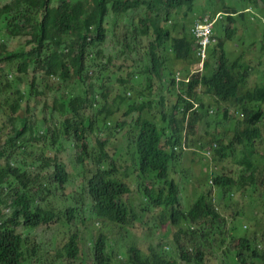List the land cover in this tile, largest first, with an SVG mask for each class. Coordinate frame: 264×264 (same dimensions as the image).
<instances>
[{
	"label": "clouds",
	"instance_id": "clouds-1",
	"mask_svg": "<svg viewBox=\"0 0 264 264\" xmlns=\"http://www.w3.org/2000/svg\"><path fill=\"white\" fill-rule=\"evenodd\" d=\"M134 1L137 0H101L96 4L94 0H61L60 2L52 0L49 11L53 14L60 6L67 3L69 11L72 13L78 11L79 15L90 19L95 11L99 13V5L103 4L105 12L111 19L119 6H129ZM165 2L166 7L160 9L162 18L159 20L152 16L153 25H156L154 30L153 28L150 30L152 34L145 27L140 29L139 26L137 29L134 26L135 22L131 24L128 21L129 18L133 19L134 11L120 15L118 21L120 31L116 46L117 50L126 49V52L132 54L138 63L143 62L150 53L154 52L159 60L160 72L169 68L162 64L166 57H170L175 64L176 70L170 79L164 77L160 80L156 77V88L161 92L158 94L160 100L156 99V101L163 102L153 106L149 118L159 127L156 135H151L150 139L144 129V136L137 145H134V124L138 114L136 111L129 114L126 113L125 107L114 106L112 115L105 119L106 114L100 117L99 107L92 109L88 105L83 106L81 108L83 120L91 118L99 122L95 124L93 133L87 140V149L78 141L74 142V149H81L77 159L78 170L84 171L86 164H91L94 169L78 174V178L81 179L80 186L69 191L73 185V176L66 165L57 158L66 168L68 173L66 180L55 181L52 186L49 184L40 186L38 192L31 190V201L24 204L20 203L23 195H14L9 191L13 183L14 162L9 153L0 154V229L3 225H7L11 231H15L28 242H21L20 252L10 240L7 246L11 256L28 255L34 264H94L97 258L106 255L114 257V264H126L129 253L135 245L152 243L161 254L163 251L173 252L176 249L171 243L164 247L158 245L165 238L162 235L165 231L164 224H178L176 221L179 211L181 217L183 214L187 215L182 222L188 224L185 221L188 219L194 224L190 211L194 209L195 204L193 205V200L189 201L187 192L180 194L177 203L170 207L162 201L148 211L138 209L137 204L128 197L137 198V195H143L141 190L140 193L137 191L140 183L145 186H157L160 183L158 176L166 172L167 164H169L168 172L171 171L169 174L180 178L178 185L181 188H186L184 184L195 183L201 177V174L193 173L194 156L197 155L198 165L208 166L205 162L213 165L210 172L202 173L209 181L208 190L223 192L214 182V174L223 169H225L224 175L233 179L237 187L228 193L227 199H220L221 205L229 208L227 210L219 209V205L214 203L216 198L210 196L211 199L206 202L205 208L211 213L218 212L222 219L219 220V225L205 223L208 230L204 232L203 238L199 232L196 242L186 241V245H183L186 247L185 264L191 261L200 264H209V262L262 264L253 255L261 254L264 250V219L258 220L261 214H254V209H245V207L253 208L261 205L255 204L253 197L257 193L264 196L262 191L264 175L261 173L264 167V124L254 126L245 122L243 98L248 93H253V97L248 99V105L252 103V106L260 105L264 109V0H166ZM14 3H18L17 8L13 7ZM21 3L25 6L22 7ZM236 4L239 5L236 14L226 11ZM32 8L22 0H0L2 20L8 23L6 28L0 29L5 31L4 36L8 41L25 39L24 48L29 47L27 41L31 37L23 34V27L27 24L26 12L31 11ZM2 36L0 34V38ZM21 49L23 48L17 47L10 50L0 42V53ZM112 49V36L104 45H99L97 35L93 36L91 33L73 51L65 50V54L75 59L81 70V78H85L92 87L97 89L107 87L109 77H113L110 87L112 97L116 98L123 93L121 78L126 79L132 68L122 60L111 57L109 53ZM101 54H103L102 58H100ZM235 61H238L241 68L234 69L232 73L229 67H234ZM26 64L27 61L23 57L11 60L5 54L0 56V67H5L4 70L0 69V122L7 117L6 115L20 116L19 112L10 113L6 103L1 102L3 97L1 93L4 91L5 82H13L15 76H24L19 71H22ZM224 67L234 74V77L225 78L222 82L223 87H217L213 78ZM105 71L110 72L107 78ZM63 73L66 72H51L45 78L42 72L39 73L45 81L44 83L42 80L37 81L36 88L40 92L35 91V105L40 102L43 105L42 109L54 106L55 96L51 99L52 102H49L45 95L54 92V88L59 85L64 86L63 89L69 88L72 80L63 78L61 76ZM31 74L30 68L23 77L24 83L19 89L24 90L27 82L25 77L29 78L28 82L32 81ZM243 75H245V83L240 85ZM54 81H58L59 84H54ZM129 83L130 79L128 85ZM246 84L247 86L244 87ZM40 86H42L41 90ZM235 87L237 91L234 90ZM256 90L262 92L261 98L256 96ZM69 96L64 104L58 105L59 108L69 106ZM114 100L110 104H113ZM87 111H92L91 115H86ZM153 111H156V114L153 115ZM173 119L180 121L183 129L176 144L172 142L167 146V142L178 130L169 124ZM10 125V136L2 139L0 133L1 146L3 147L9 138L18 137V145L23 146L25 150L18 161L23 166L31 165L21 157L28 149L42 146L38 141L43 134L41 132L34 134L30 131L21 117L16 120L13 128L11 122ZM24 128H27L25 134L19 136L18 131ZM0 129H4L3 126H0ZM118 133L122 135L120 146L109 141L110 135L115 136ZM232 140L235 142L234 150L225 152L227 157L220 160L219 154H223V149ZM47 144V150L45 153L42 152V156L48 152L50 142ZM6 146L11 150L10 143ZM111 147L112 153L109 152ZM59 148H63L62 140L61 147L57 149ZM42 150L45 151L43 147ZM93 150L97 151L96 155L93 154ZM145 152L153 159L155 170L154 173L145 174L141 178H135L134 175L122 178L132 188L131 194L124 195L121 199L112 197L108 200L91 193L90 184L97 175L98 164L103 165L104 173L110 174L112 180L117 183L121 180L119 175L112 172L113 168H110L106 162V157L115 160L121 166L120 174L125 175V169L134 162L136 164ZM33 155L32 151L30 157ZM230 156L236 158L237 162L231 169H227L221 163ZM185 159L187 163H184ZM34 167H30L32 172ZM47 173L40 172L37 175H42L46 179ZM186 175L193 178L186 182L184 180ZM49 181L46 179L47 183ZM212 183L216 189L211 186ZM238 190L241 191L237 192ZM190 192L196 195L192 185ZM197 202L201 204L199 199ZM200 206L203 204L198 205ZM240 219L242 223L246 221L247 224L238 225L237 221ZM138 223L143 224L145 228L146 235L143 241L126 246L124 240ZM29 224L33 226L29 227ZM57 225L62 226L65 232L61 241L55 240L53 250L42 248L36 238L32 237L39 229H49ZM192 230L195 231L197 228L192 227ZM101 243L105 244V249L96 251V247ZM121 258L125 259L121 260ZM20 262L22 264L21 259Z\"/></svg>",
	"mask_w": 264,
	"mask_h": 264
},
{
	"label": "trees",
	"instance_id": "trees-1",
	"mask_svg": "<svg viewBox=\"0 0 264 264\" xmlns=\"http://www.w3.org/2000/svg\"><path fill=\"white\" fill-rule=\"evenodd\" d=\"M22 1L33 7L31 11L26 12L27 24L23 27V34L30 35L31 37V39L27 41L29 47L15 52L5 51L4 54L11 60L16 57H23L27 61V64L23 66L22 71L19 72L26 76L31 68L32 81L25 82L24 90L21 88L19 89V86L24 83V76H15L12 80L13 82H5L4 91L1 93V96H3L1 102L6 103L10 113L15 114L19 112L23 123L30 131H33L34 134L38 132L43 134L38 142L42 144V147L45 149V151H43L44 153L47 150V142H50L48 152L39 158V162L36 161L31 165L25 164L23 166V164L18 161L21 153L25 151L23 150V146L18 145L19 138H9L6 140L3 147L1 146L0 141V154L9 153V156L15 165L13 168V183L12 186L9 187V191L14 195H23L20 203L24 204L31 201V190L38 192L41 183L45 180L42 175H37L36 172H32L30 167H34L37 163L43 162L44 165H42L39 170L41 173L48 172L47 179L50 181L47 184H49V186H52L55 181H65L66 177H68L65 166L60 164L57 158H54L55 152L52 151L54 148L57 149L58 147H61V140L63 138H65L66 141H71V139H73L74 142H82L84 148L87 149V140L93 133L95 124L99 121L91 118L83 120L81 113V108L83 106L88 105L92 109L99 107V115L100 117H103L104 114H106L105 119L112 115V108L114 106L118 108L122 106L125 107L127 110L126 113L129 114L136 111L138 114L134 124V145H137L139 140L144 136V129L150 139L152 138L151 135H156L159 127L149 120L153 106L161 103L163 104V102L156 101V99L160 100L158 94L161 93L158 88H156V77H159L160 80L164 77L170 79L174 75L176 67L170 57H166L162 61V64L169 68L160 72L158 71L159 60L154 52L148 55L147 58L149 61L146 58L143 62L138 63L133 58L132 54L126 52V49H116L117 36L120 31V24L118 22L120 15H127L134 11L132 14L133 19L129 18L128 21L131 24L135 22V28L138 29L140 26V29H143L145 27L148 32L152 34L153 32L150 30H152V28L154 30V27L156 26L155 24L153 25L152 16H155L159 20L162 18L160 16V9L166 7V0H137L129 6H119L116 9V14L111 19L105 12V6L103 4L99 5V13L95 11L93 17L87 19L79 15L78 11H75L74 13L69 11L67 3H64L55 13L52 14L49 11L52 0ZM94 1L97 4L101 0ZM17 6L18 3H14L13 7L17 8ZM238 6L239 5L236 4L233 8L226 9V11L236 14L239 11ZM2 16V12L0 11V28H6L8 23L3 22ZM91 33H93V36L97 35L99 45H104L112 36L113 49L110 51L109 55L111 57H116L118 60H122L132 68L130 75H128L126 79L121 78L123 79L124 86L123 93L116 98L112 97L113 94L111 93L110 87L113 77H109L107 87L104 86L101 89L99 87L98 89L92 87L85 78H81V70L75 59L71 58L70 55L65 54V50L73 51V49ZM105 53L107 55L106 51ZM4 54L0 53V56ZM103 54L100 55V58H102ZM239 68H241V66L238 65V61H235L234 67H229L232 73H234V69L238 70ZM62 71L66 73H63L61 76L66 80H72V83L68 89H63L64 86L61 85L54 88L55 90L52 89L54 90L55 95L54 106L44 107V109L41 108V114L44 117L42 120L33 122L29 112L34 111L35 108H37L35 106V93L40 92L36 88L37 81L42 80L44 83V78L45 76L48 77L49 73H61ZM101 71L103 72L104 70ZM230 71L224 67L214 76L213 79L217 87H223L222 82L225 78L230 79L234 77V74ZM40 72L44 74V78L39 75ZM105 73L106 77L110 74L108 71H105ZM129 79L130 83L128 85ZM244 79L245 75L242 76L240 85L245 83ZM173 86L172 83V88ZM246 86L247 84L244 87ZM234 90L237 91V87H235ZM255 94L258 98L262 97V92L259 90H256ZM68 95H70L68 98L69 106L59 108L58 105L64 104ZM252 97L253 93H248L243 98L245 122L254 126L264 124V109L260 105L252 106V103L248 105V99H251ZM112 99L114 100V103L110 104ZM24 101H26L24 104L25 106H22V102ZM169 124L173 125V128L178 130L172 136L171 140L167 142V146L171 145L172 142L176 144L183 129V124L176 119L171 120ZM26 129L27 128L19 130L18 135L23 136ZM3 130L4 129H0V133ZM9 143L11 145V150L10 148L8 150L6 146H9ZM234 146L235 142L233 140L230 141L223 149V154H219L220 160L225 159L227 157L225 152L233 151ZM149 157L148 153L145 152L141 158L137 160L136 164L134 162L132 166H128L125 169L126 176L120 174L121 166L118 165L115 160L106 157V162L109 164L110 168H113L112 172L119 175L121 180H119V183L112 180L110 174L104 173L103 165L98 164L97 175L90 184L91 193L95 196H100L106 199L108 198V200H111L110 198L112 197L121 199L124 195L131 194L132 188L129 187L122 178H127V176L129 177L131 175H134L135 178H141L145 174H151L155 170V163L151 157L149 161ZM168 170L169 164H167L166 172H163V175L158 176L160 183L155 187L151 185L145 186L142 183L138 184L139 188L137 191L139 193L140 190L143 192V195H137L138 209L148 211L162 201L166 202L167 206L170 207V205L177 203V198L180 194L187 192L186 188H181V186L178 185L180 184V178H177V176L173 174L170 175L169 173L171 171L168 172ZM224 173L225 169L214 174V182L217 184L218 188L223 191L217 193L214 203L215 205H219V209L223 208L224 210H227L229 208L221 205L220 199H227L228 193L234 191L237 185L234 183L233 179L228 178ZM261 173L264 175V167ZM201 176H203L202 173ZM194 185L197 194L201 191L198 186V181H196ZM213 191L205 190L203 195L198 198L203 206L198 207V205L201 204L196 202L194 209L190 211V216H193L194 218V224L188 219L185 220L188 224L182 222V219L187 218V215L183 214L181 217L180 211L176 221L178 224H164L163 228L165 231L162 235L165 236V238L159 242L160 245L158 246L164 247L171 243L176 250L173 252L163 251L161 254L157 247L152 243L135 245L129 253V260L126 264H185L187 262L185 259L186 247L183 245H186V241H189L190 243L196 242V237L199 232L203 238L204 232H207L208 230L205 223L208 225H219V220L222 219L218 212L215 213L214 211V213H211L204 206L206 202L210 201V196H212ZM240 191L241 190H238L237 192ZM262 191L264 194V186ZM190 194V196L187 195L189 201L194 200L195 194ZM253 202L255 204H261L262 213L258 220H263L264 196L259 193L255 194ZM130 206L133 207L131 203ZM170 220L173 221L172 219ZM28 226L32 227L33 225L29 224ZM192 227H196L197 230L193 231ZM10 240H12L13 245L20 252L21 242L28 243L27 241H24L20 235H17L15 231H11L7 225H3L2 229H0V264H21L20 259L22 264H34L32 258L28 255L18 254L19 256H11L7 246ZM102 249H105L104 243H101L96 247V251L99 250L100 252ZM253 257H255L258 262L264 264V250L261 254H255ZM94 262V264H114L115 259L113 256L111 258L110 256L103 255L97 258ZM189 264L200 263L191 261Z\"/></svg>",
	"mask_w": 264,
	"mask_h": 264
},
{
	"label": "rangeland",
	"instance_id": "rangeland-1",
	"mask_svg": "<svg viewBox=\"0 0 264 264\" xmlns=\"http://www.w3.org/2000/svg\"><path fill=\"white\" fill-rule=\"evenodd\" d=\"M57 2H60L61 0H55ZM261 6H263L262 3H260ZM21 6H25L23 3H21ZM4 32L3 30L0 29V34H2V38H0V42L2 44H5L10 50L12 49H16L17 47L19 48H24L25 44H26V40L25 39H21V38H18V39H15V40H10L8 41L7 38L4 36ZM4 66L3 67H0L1 70H4ZM107 78V77H106ZM25 81H29V78L28 77H25ZM251 81L248 82V84H250ZM54 84H59L58 81H54L53 82ZM118 84V82H117ZM42 89V86H40V90ZM54 92H48L45 97L48 99V101L50 102L52 98H54ZM113 101V99H112ZM111 101V102H112ZM52 102V101H51ZM25 104V102H23V105ZM41 103L38 102V105H35L37 106V108H35L34 111H30L29 112V115L31 117V120L33 122L37 121L38 120H41L39 118H43L42 117V114H41V108H42V104L40 105ZM25 106V105H24ZM86 109V107H85ZM216 110V108H215ZM34 113V114H33ZM92 111H87L86 112V115H91ZM156 114V111H153V115ZM7 117H4L2 119V121L0 122V126H3L4 130L1 132V135H2V139H6L8 136H10V133H11V125H10V122L12 124V128L16 125V120L17 119H20V116L19 115H16V116H10V115H6ZM129 120H130V117H129ZM71 139V138H70ZM109 141L110 142H113L115 145L117 146H120L122 144V135L121 134H116L115 136H112L110 135L109 137ZM62 145H63V148L62 149H59V151H57L56 149H54V152H55V157L54 158H58L61 162H63L66 167L69 169L70 173L72 174L73 178H72V182H73V185L69 188V191H72L74 190L75 188L79 187L80 184H81V179L78 178V174H81V173H86L89 169H94L92 167L91 164H86L85 165V170L84 171H79V165L77 163V159L80 155V151L81 149H74V140L71 139V141H66L65 138L62 139ZM34 152V155L30 157V154L31 152ZM43 150H42V146H37L35 149H28V151L26 153L23 154V156L21 157V159H24L25 162H27L28 164H32L34 163L35 161L39 160V158L42 156ZM110 153L113 152V148L111 147L110 150H109ZM125 153V152H123ZM93 154L96 155L97 154V151L96 150H93ZM26 157H29L26 158ZM194 169H193V173L194 174H201V173H207V172H210L209 170H211L213 168V165L210 164V162H205V163H208V166H202V165H198L197 163V155L194 156ZM39 162V161H38ZM237 162V159L236 158H232L231 156L228 158V160H224L221 165H225L227 169H231L233 165H235V163ZM184 163H187V159L184 160ZM44 165L43 162H40V163H37L36 166L33 168V172H36V173H40V170L39 168ZM77 169V170H75ZM184 176V175H183ZM206 176V175H205ZM204 175L201 176L200 178L202 179H198V186L200 187L201 191H199L196 195H195V198L193 200V205L197 202L198 198L203 195L204 191L205 190H208L209 189V186H208V179L207 177H205ZM193 177L190 176V175H186L185 177V181H189L191 180ZM47 179V178H46ZM46 179L45 181H43V183L41 184V186H44L47 184L46 182ZM184 184V183H182ZM185 187L187 188V195L190 196L191 192H190V185H192V189L193 191L196 193V188H195V185L193 182H191L190 184H184ZM211 186L216 189V186L214 185V183L211 184ZM217 196V192L216 191H213L212 193V197L213 198H216ZM131 199V201L135 204H137V198H133V197H128ZM237 199V197L235 198ZM245 209H254L255 211L253 212L254 214H258L260 215L262 212H261V209H262V206L259 205V206H255L253 208H247L245 207ZM248 212V211H247ZM237 224L238 225H243V224H247V222L245 221V223H242V219L238 220L237 221ZM252 229V228H251ZM64 232H65V229L60 226V225H57V226H52L50 227L49 229H45V228H42V229H39L38 231H36L34 234H33V238H36L37 242L41 245L42 248H48V249H51L53 250L55 248L54 246V242L55 240H59L61 241L62 238L64 237ZM117 231L115 230V233ZM145 232V228H144V225L143 224H135V226L133 227V230L131 231L130 234L127 235V238L124 240V243L126 246H131L133 244H137V243H141L143 241V237L146 235L144 234ZM250 233V232H249ZM115 237V235H114ZM92 254V253H91ZM125 258H121V260H124ZM209 264H212V262H209Z\"/></svg>",
	"mask_w": 264,
	"mask_h": 264
}]
</instances>
